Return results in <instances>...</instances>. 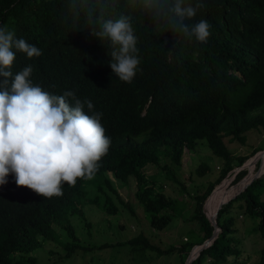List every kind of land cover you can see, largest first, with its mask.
<instances>
[{
  "label": "trees",
  "instance_id": "obj_1",
  "mask_svg": "<svg viewBox=\"0 0 264 264\" xmlns=\"http://www.w3.org/2000/svg\"><path fill=\"white\" fill-rule=\"evenodd\" d=\"M110 3L0 0V25L42 51L32 59L17 52L13 73L30 64L34 84L56 95L73 90L81 100H90L94 111L102 113L101 123L111 138L93 177L79 179L74 187L65 184L60 197L44 198L18 187L12 175L0 185V264H39L35 251L47 240L62 245L65 258L78 249L90 250L71 227L70 215L80 216L90 228L82 210L87 200L108 214L118 211L114 199L132 211L109 174L125 184L132 178L134 197L151 228L166 229L174 216L184 212L185 204L167 196L152 177L159 172L178 182L166 160L177 167L185 148L193 152L204 145L222 164L216 177L196 188L194 195L181 185L182 192L194 199L188 219L196 222L195 236L162 249L140 232L127 241L98 247L126 246L135 264H149L150 253L156 257L176 253L175 264H185L213 234L216 203L234 193L238 182L262 164V157L255 156L264 147L235 155L225 138L245 144L249 131L264 132V114L254 113L264 106V0H206L191 21L204 19L210 24L204 44L170 29L157 30L150 15L131 0H117L115 7H108ZM105 7L106 18L130 16L138 36L141 65L130 84L112 73L108 47L90 35L83 18L89 8ZM148 165L157 171L147 175ZM208 169L202 161L196 172L204 174ZM239 211L252 219L246 236L264 243V172L220 205L214 238L190 264H264V244L253 259L243 239L235 235Z\"/></svg>",
  "mask_w": 264,
  "mask_h": 264
},
{
  "label": "clouds",
  "instance_id": "obj_2",
  "mask_svg": "<svg viewBox=\"0 0 264 264\" xmlns=\"http://www.w3.org/2000/svg\"><path fill=\"white\" fill-rule=\"evenodd\" d=\"M131 2L150 15L157 30L170 29L201 44L210 37L206 20L191 23L206 0ZM116 3L111 0L108 7ZM107 16V7L89 8L83 18L90 35L108 47L112 73L130 84L141 65L132 18ZM17 52L28 59L42 55L35 44L0 25V185L7 184L12 175L18 187H27L44 198L60 197L65 184L74 187L79 179L93 177L109 151L111 138L101 123L102 113L94 111L90 100H81L73 90L60 95L44 90L32 82L30 64L13 73Z\"/></svg>",
  "mask_w": 264,
  "mask_h": 264
},
{
  "label": "rangeland",
  "instance_id": "obj_3",
  "mask_svg": "<svg viewBox=\"0 0 264 264\" xmlns=\"http://www.w3.org/2000/svg\"><path fill=\"white\" fill-rule=\"evenodd\" d=\"M254 113L264 114V106L256 109ZM247 136L245 144L230 142L225 138L226 145L235 155H248L251 150L256 147H264V143H262L264 140L263 131H249ZM258 154L264 158V152ZM166 161L169 166L168 168L173 172L178 182L168 177L166 178L159 172L152 178L159 180L167 196L173 197L179 200L178 202H183L185 204L184 212L174 216L166 229L157 231L151 228L147 213L144 212L142 205L134 197L136 187L132 178L130 182L125 184L116 180L115 177L109 174L108 176L112 180V183L118 189L122 199L131 207L132 211L122 206L114 199L116 207L118 205V211L115 214H108L102 211L95 202L87 200L85 204L82 205V210L87 221L91 223L90 228H87L84 221L81 220V217L76 214L70 215L69 220L76 235L79 236L81 241L89 247L90 250L84 251L83 249H78L73 252L69 258H65L62 245L53 240H47L41 249L35 251L36 253L34 252L38 263L135 264L131 261V254L128 252V247L126 246L98 247L106 243L115 244L117 242L127 241L140 232L146 235L152 243L158 245L162 249L168 247L169 244L178 246L183 243L185 237L195 236V231L198 229L196 222L188 219L194 206V199L191 195H194V190L196 188L205 187L209 181H212L216 177L222 163L220 158L213 155L210 149L204 145L200 146L197 151L194 150L190 152L185 150L181 157V164L177 167L172 165L170 160L167 159ZM202 161L207 163L209 169L204 174H198L196 168ZM258 167L259 172L262 167L260 165ZM156 171L157 169L152 165H148L145 169L147 175H151ZM158 185L160 184L158 183ZM181 185H184L187 192L191 195L189 193L187 194L185 191L182 192ZM86 191L87 193L91 191L90 185L86 187ZM231 196L232 194L227 195L220 201ZM237 213L239 214L234 224L237 229L235 235L243 239L246 252H249L254 259L257 255V250L264 243L253 235L246 236L247 232L245 228L251 223L252 219L244 214L241 215L240 211ZM148 260L149 264H175L176 253L168 257L165 255L163 257H156L155 253H150L148 255Z\"/></svg>",
  "mask_w": 264,
  "mask_h": 264
},
{
  "label": "water",
  "instance_id": "obj_4",
  "mask_svg": "<svg viewBox=\"0 0 264 264\" xmlns=\"http://www.w3.org/2000/svg\"><path fill=\"white\" fill-rule=\"evenodd\" d=\"M264 152V151H263ZM259 155V154H258ZM255 157H257V156H255ZM259 175V172H256L247 182H245L246 180H247V177H248V175L245 177V178H243L242 180H240L239 182H238V184H237V186H235V193L234 194H232V196L231 197H229L228 199H226V200H223V201H221L219 204H218V206H217V208L215 209V211L213 212V225L215 226V229H214V232H213V234L211 235V237L208 239V240H206V241H204V243L199 247V250L197 251V252H195V254L194 255H192V256H190L189 258H187V260L185 261V264H190L192 261H193V259L194 258H196L197 256H198V254H199V251L201 250V249H203V248H205L210 242H211V240L214 238V236H215V234H216V231H217V225H216V221H215V217H216V214H217V211H218V209H219V207H220V205H222L223 203H226V202H228L230 199H232V198H234L239 192H241L250 182H251V180L252 179H254V178H256L257 176Z\"/></svg>",
  "mask_w": 264,
  "mask_h": 264
},
{
  "label": "bare ground",
  "instance_id": "obj_5",
  "mask_svg": "<svg viewBox=\"0 0 264 264\" xmlns=\"http://www.w3.org/2000/svg\"><path fill=\"white\" fill-rule=\"evenodd\" d=\"M262 164H264V158H263V156H262ZM262 164H261V167H262V168L260 169L259 174L262 173L263 170H264V165H262ZM252 176H253V175L248 176V177H247V180H246L245 182H247ZM234 191H235V190H234ZM232 194H233V193H232ZM229 195H231V194H229ZM228 198H229V197L225 198L224 200H226V199H228ZM222 201H223V200H222ZM220 202H221V201H220ZM220 202H219V203H220ZM219 203H217V206H218ZM217 206L215 207V209L217 208ZM214 211H215V210H214Z\"/></svg>",
  "mask_w": 264,
  "mask_h": 264
}]
</instances>
